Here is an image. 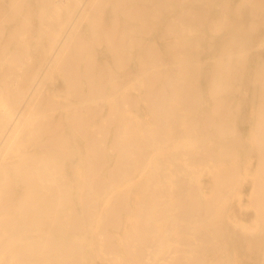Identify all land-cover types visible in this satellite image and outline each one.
I'll return each instance as SVG.
<instances>
[{"label":"bare ground","instance_id":"obj_1","mask_svg":"<svg viewBox=\"0 0 264 264\" xmlns=\"http://www.w3.org/2000/svg\"><path fill=\"white\" fill-rule=\"evenodd\" d=\"M262 43L264 0H0V264H264Z\"/></svg>","mask_w":264,"mask_h":264},{"label":"rangeland","instance_id":"obj_2","mask_svg":"<svg viewBox=\"0 0 264 264\" xmlns=\"http://www.w3.org/2000/svg\"><path fill=\"white\" fill-rule=\"evenodd\" d=\"M259 46L262 49H264V43L259 44ZM250 161H252V160H250ZM251 164L252 163H249L248 169L246 171V175H247V179H248V182L246 184H248L251 180V171H252ZM246 184H244V187L249 189L248 185H246ZM247 189H245V191L243 190L244 192L241 190L237 194L236 204L232 208V212L234 213L235 218L237 220L236 223L241 227V229L243 231L251 229L256 223V217H255L248 201L246 200Z\"/></svg>","mask_w":264,"mask_h":264}]
</instances>
